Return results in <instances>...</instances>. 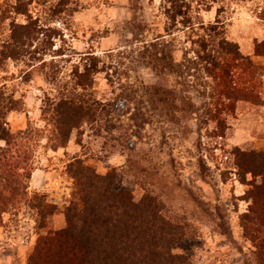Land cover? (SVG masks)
Masks as SVG:
<instances>
[{"label":"rangeland","instance_id":"rangeland-1","mask_svg":"<svg viewBox=\"0 0 264 264\" xmlns=\"http://www.w3.org/2000/svg\"><path fill=\"white\" fill-rule=\"evenodd\" d=\"M14 2L0 0V36L3 41L9 36L13 22L25 23V17L12 12ZM71 2L76 11L65 17L64 23L51 24L62 32V38L57 37L56 47L68 50L66 56L57 58H70L58 60L63 67V77L69 75L72 66L66 60L78 63L81 57L94 52L95 56L112 62V77L118 79L116 72L127 74L122 76V83L114 87L111 85L114 78L107 77L106 72L98 77L99 96L105 100L119 95L118 88L127 81L137 88L141 82L167 87L177 82V77L170 71L158 77L150 67L132 61L133 58H143L142 52L147 46L144 44L149 45L157 37H164L166 28L172 25L165 16L163 0ZM47 9L37 2L31 6L34 17L45 18ZM196 11L193 17L205 24L219 21L218 37L225 36L238 45L240 53L250 60V70L255 74L250 85L258 102L239 101L233 114L227 117L226 130L222 132L216 123L202 125L195 121L190 122L185 132L163 121L139 128L131 121L137 113L133 102L117 108L118 111L114 109L112 127H108L104 120L74 130L66 148L47 149L45 139L36 152L35 172L39 170L41 174L51 173L52 176L44 188L38 190L32 189L31 179L29 195L46 196V203L56 207V211L45 222L40 211L29 205L5 214L0 228V264H30L31 255L48 232L67 228L65 212L73 202L79 201L80 188L68 172V166L76 159H81L84 168L100 176L116 169L120 177L114 184L115 191L127 192L136 204L141 203L146 191L163 196L157 188L161 186L164 191L165 182L169 183L165 217L180 218L189 231L183 243L172 246L174 255L188 258L191 264H264L259 260L264 254V204L258 214L249 213L253 198H264V54L257 53V47L264 43V0H218L211 11ZM42 23L46 24V21ZM173 38L176 40L169 50L176 65L195 57L193 53L187 54L195 39L185 43L184 47L183 32L174 30V34L165 37L166 41ZM27 71L22 61L10 60L0 67V87L4 85L8 93L24 101V107L8 118L13 131L26 129L28 123L45 127L41 121V105L49 87L38 72L26 78ZM187 81L191 87L198 83L192 77ZM200 88L185 93L196 105L206 100L202 99L203 90ZM79 140L82 145L78 144ZM135 157L150 161L149 165L143 164L147 168L145 175L129 170ZM154 182L157 187L152 186ZM188 189L208 203V212L204 213L191 202ZM57 259L56 252L46 257L41 255L37 264H54L52 260Z\"/></svg>","mask_w":264,"mask_h":264},{"label":"trees","instance_id":"trees-1","mask_svg":"<svg viewBox=\"0 0 264 264\" xmlns=\"http://www.w3.org/2000/svg\"><path fill=\"white\" fill-rule=\"evenodd\" d=\"M217 1L163 0L165 16L172 25L166 28L164 37H157L149 45L144 44L147 46H144L143 58H133L132 61L150 67L158 77L170 71L177 77V82L170 87L141 82L137 88L127 81L118 88L121 91L119 95L105 100L99 96L98 77L106 72L107 77L114 78V83L110 81L114 87L122 83L123 75L127 76L125 72L120 75L116 72L118 79L112 77L110 72L114 66L106 58L92 52L81 57L78 63L66 60L72 66L68 76L62 75L63 67L58 60L70 58H57L66 56L68 50L56 47L57 37L62 38V32L51 24L64 23L65 17L76 11L71 0H15L11 5L12 12L26 19L25 23L11 24L5 41L0 36V67L10 60L22 61L28 68L25 77L40 73L49 91L44 92L41 105V121L45 127L28 123L26 129L13 131L8 118L24 107V101L8 93L4 85L0 87V228L5 214L18 211L24 205L40 211L43 222L55 213L56 207L46 203V196L38 193L32 197L29 195V183L36 170V152L45 139L47 149L58 151L66 148L74 130L104 120L108 127H112V117L116 114L114 109L118 111L117 108L133 102L137 113L131 121L139 128L163 121L185 132L190 122L195 121L202 125L216 123L222 132L226 130L227 117L233 114L239 101L258 102L250 85L255 80L250 60L240 53L238 45L225 36L218 37L219 21L205 24L193 17L195 9L198 13L211 11ZM35 2L48 8L45 18L33 16L31 6ZM174 30L184 33V47L185 43L195 39L187 52L195 57L178 65L169 50L176 38L171 41L165 39L172 32L174 34ZM257 53L264 54V43L257 47ZM188 77L194 78L195 83L198 80L196 86H190ZM198 86L203 88H200L203 90L201 96L206 100L196 105L185 93ZM78 144L82 145L81 140ZM149 163L135 157L129 170L145 175L147 168L143 164ZM68 172L80 188L79 203L73 202L67 208L66 229L48 232L42 238L29 259L30 264H37L41 255L46 257L54 252L58 257L52 260L54 264H191L188 258L176 256L171 250L173 245L183 243L189 231L180 218L165 217L169 183L165 182L164 191L161 186L157 188L163 196L155 191H146L141 203L136 204L127 192L115 191L114 184L120 177L116 169L100 176L84 168L81 159H76L68 166ZM152 186L157 187V184L154 182ZM187 193L192 203L202 208L204 213L208 212V203L194 195L192 189ZM253 200L249 212L252 215L261 212L264 204V198L254 197ZM209 214L214 215L213 212ZM42 228H45L43 223ZM259 260L264 261V254Z\"/></svg>","mask_w":264,"mask_h":264},{"label":"crops","instance_id":"crops-1","mask_svg":"<svg viewBox=\"0 0 264 264\" xmlns=\"http://www.w3.org/2000/svg\"><path fill=\"white\" fill-rule=\"evenodd\" d=\"M42 172H40L39 170H37L34 175H33V178H32V182H31V187L32 189H42L44 188V186L46 185L47 183V179H49L52 175L51 173H43L41 174ZM44 175V176H43Z\"/></svg>","mask_w":264,"mask_h":264}]
</instances>
